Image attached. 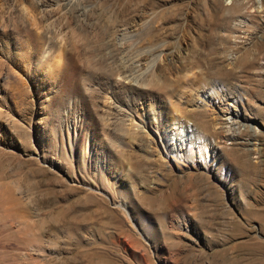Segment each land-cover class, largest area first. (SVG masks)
Instances as JSON below:
<instances>
[{"label": "rangeland", "instance_id": "1", "mask_svg": "<svg viewBox=\"0 0 264 264\" xmlns=\"http://www.w3.org/2000/svg\"><path fill=\"white\" fill-rule=\"evenodd\" d=\"M250 237L264 0H0V264H253Z\"/></svg>", "mask_w": 264, "mask_h": 264}, {"label": "bare ground", "instance_id": "2", "mask_svg": "<svg viewBox=\"0 0 264 264\" xmlns=\"http://www.w3.org/2000/svg\"><path fill=\"white\" fill-rule=\"evenodd\" d=\"M242 23H244L243 21H239V23H238V26H241L240 24H242ZM237 25V24H236ZM255 48V47H254ZM256 52V51H255ZM261 52V51H260ZM259 52V53H260ZM246 69V68H245ZM131 75H133V74H130L129 76L127 75H125L126 77H129L130 78V80H133V76H131ZM133 83V82H132ZM134 84V83H133ZM136 84V83H135ZM131 85V84H130ZM137 86V85H136ZM139 86V85H138ZM137 86V87H138ZM134 87V86H133ZM133 90V89H132ZM130 110V109H129ZM186 111V110H185ZM192 112V111H191ZM129 114H131V113H129ZM193 114V113H192ZM226 118V122H225V126H222V127H225V130H222L223 132H224V135H226V136H231V134H233V133H235L236 132V126H237V124H238V120L235 118V117H233V116H228V117H225ZM209 120V119H208ZM210 121V120H209ZM209 121H207V128L208 127H211V128H213L214 129V132H216L217 131V128H222L221 126L220 127H213V125L211 124V123H209ZM223 121V120H222ZM224 125V124H223ZM184 127V126H183ZM182 127V128H183ZM183 130V129H182ZM221 131V132H222ZM213 133V132H212ZM217 133V132H216ZM192 135V134H191ZM210 148V147H209ZM211 148H212V154H214V156H217L218 155V153H217V148H216V146H215V144H212L211 145ZM200 154V153H199ZM198 184V183H197ZM196 184V185H197ZM205 184V183H204ZM195 185V186H196ZM204 185L202 184V187H203ZM198 187H200V185L198 186ZM206 187V186H205ZM195 189V188H194ZM205 189H207L208 190V188H202L201 190H199V191H203V190H205ZM195 190H197V189H195ZM198 191V190H197ZM210 191H211V189H210ZM206 192V191H205ZM208 192V191H207ZM211 193V192H210ZM207 194V193H206ZM204 195V194H203ZM208 195H209V192H208ZM203 197H205V196H203ZM211 197V196H210ZM206 198V197H205ZM212 200V199H211ZM226 212V211H225ZM197 215H198V213H196ZM213 214V213H212ZM202 218V217H201ZM208 221H210V220H208ZM208 223V222H207ZM203 224H206V223H203ZM234 227H236V223L234 224ZM261 243H260V241H258V240H255V238L254 237H250V241H249V246H247V247H245V249H247V252L245 253L246 254V260H249L251 263H253V264H264V252L262 251V250H260L259 251V249H258V247H259V245H260ZM264 245V244H263ZM263 245H261V247L263 246ZM261 247H259V248H261ZM264 248V247H263ZM263 248H261V249H263ZM245 254H244V256H245ZM238 256V255H237ZM243 260V259H242ZM241 261V260H240ZM221 264H229V263H226V260H225V258H223L222 259V263Z\"/></svg>", "mask_w": 264, "mask_h": 264}]
</instances>
